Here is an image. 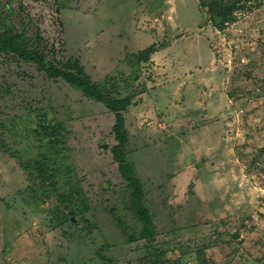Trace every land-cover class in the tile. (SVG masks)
Masks as SVG:
<instances>
[{"label": "rangeland", "instance_id": "obj_1", "mask_svg": "<svg viewBox=\"0 0 264 264\" xmlns=\"http://www.w3.org/2000/svg\"><path fill=\"white\" fill-rule=\"evenodd\" d=\"M210 3L228 7L227 17ZM219 7L218 10H222ZM0 264H264V0H0Z\"/></svg>", "mask_w": 264, "mask_h": 264}, {"label": "trees", "instance_id": "obj_2", "mask_svg": "<svg viewBox=\"0 0 264 264\" xmlns=\"http://www.w3.org/2000/svg\"><path fill=\"white\" fill-rule=\"evenodd\" d=\"M215 3H210V6L219 11V15L215 16L211 14V22L216 25V23L220 20L218 19L221 17H227L230 9L228 7H221L220 5H216L213 7ZM221 7L222 10H218ZM3 51H11L19 56L20 59L23 61L35 62L39 65L41 70H43L49 77H63L69 84L76 86L81 89L84 95L87 97L94 99L103 105H105L109 110H111L115 114V124L113 126V133L115 136V140L118 142L113 148L111 149L114 160L118 163V169L126 181L129 189H130V202L132 208L135 210L142 226H143V236L147 240L152 241L154 239V224L151 221L150 215L147 209L143 206L142 203V188L138 179L132 174L131 168L126 162L125 153L123 151V147L126 144V132L124 126V116L121 113V110L125 103L119 104L115 101L107 99L101 91H99L94 85H92L87 79L77 76L70 72H65L62 70H55L49 67L44 59V57L40 56L35 52H30L27 48L22 47L13 35L6 37H0V53ZM157 264H163L161 261V257L163 255L162 252H157Z\"/></svg>", "mask_w": 264, "mask_h": 264}]
</instances>
